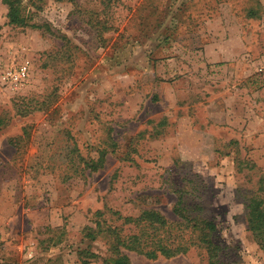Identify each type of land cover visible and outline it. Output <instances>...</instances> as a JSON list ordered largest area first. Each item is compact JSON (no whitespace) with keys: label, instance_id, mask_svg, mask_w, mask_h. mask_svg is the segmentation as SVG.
Masks as SVG:
<instances>
[{"label":"rangeland","instance_id":"1","mask_svg":"<svg viewBox=\"0 0 264 264\" xmlns=\"http://www.w3.org/2000/svg\"><path fill=\"white\" fill-rule=\"evenodd\" d=\"M23 4L26 27L0 0V264H104L109 228L148 209L178 223V195L216 223L222 264H264L247 215L264 198V0ZM27 61L24 86L1 81ZM123 251L209 264L195 246Z\"/></svg>","mask_w":264,"mask_h":264},{"label":"trees","instance_id":"2","mask_svg":"<svg viewBox=\"0 0 264 264\" xmlns=\"http://www.w3.org/2000/svg\"><path fill=\"white\" fill-rule=\"evenodd\" d=\"M8 7L9 23L17 26H28L27 16L24 14L23 0H2ZM33 2L43 0H30ZM104 3L111 4L114 0H102ZM90 21V25L103 30L109 29L108 19L105 17L98 22ZM97 26V27H96ZM33 27V26H32ZM34 27H38L34 25ZM105 161V156L99 160L90 162L86 160V167L91 172L98 171ZM263 188V187H262ZM264 189V188H263ZM264 191V190H263ZM183 197L178 195V201L174 207V213L181 218L178 223H171L161 212L153 209L144 210L138 217L124 218L125 225L135 226V231L130 235H123L118 228H109V232L114 236L115 244L110 246L115 258L104 262V264H131L130 257L123 251H134L146 256L148 259H158L159 257L172 258L185 254L192 247H199L206 251L209 264H222L223 246L215 242V234L218 230L216 223L204 218L191 217L186 215L181 208ZM103 215V212L96 213ZM248 221L250 230L256 236L257 241L264 249V198H256L248 206ZM99 224L97 229L99 228ZM190 230L188 238L179 235ZM90 234V237H94ZM86 263V262H84Z\"/></svg>","mask_w":264,"mask_h":264},{"label":"built area","instance_id":"3","mask_svg":"<svg viewBox=\"0 0 264 264\" xmlns=\"http://www.w3.org/2000/svg\"><path fill=\"white\" fill-rule=\"evenodd\" d=\"M30 62H24L17 68L5 71L1 75V81L12 86H24L29 78Z\"/></svg>","mask_w":264,"mask_h":264}]
</instances>
